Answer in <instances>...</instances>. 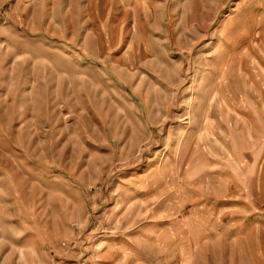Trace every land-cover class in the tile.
Masks as SVG:
<instances>
[{"label": "rangeland", "instance_id": "1", "mask_svg": "<svg viewBox=\"0 0 264 264\" xmlns=\"http://www.w3.org/2000/svg\"><path fill=\"white\" fill-rule=\"evenodd\" d=\"M0 264H264V0H0Z\"/></svg>", "mask_w": 264, "mask_h": 264}, {"label": "built area", "instance_id": "2", "mask_svg": "<svg viewBox=\"0 0 264 264\" xmlns=\"http://www.w3.org/2000/svg\"><path fill=\"white\" fill-rule=\"evenodd\" d=\"M90 189L92 190V187Z\"/></svg>", "mask_w": 264, "mask_h": 264}]
</instances>
